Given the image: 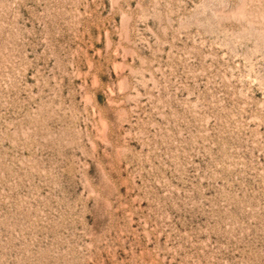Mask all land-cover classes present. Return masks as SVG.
<instances>
[{
	"label": "rangeland",
	"instance_id": "374dc122",
	"mask_svg": "<svg viewBox=\"0 0 264 264\" xmlns=\"http://www.w3.org/2000/svg\"><path fill=\"white\" fill-rule=\"evenodd\" d=\"M0 264H264V0H0Z\"/></svg>",
	"mask_w": 264,
	"mask_h": 264
}]
</instances>
